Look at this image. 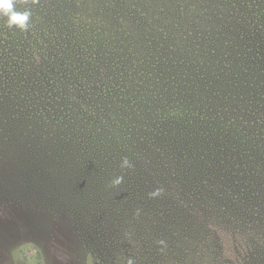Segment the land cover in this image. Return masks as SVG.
<instances>
[{
	"label": "rangeland",
	"instance_id": "rangeland-1",
	"mask_svg": "<svg viewBox=\"0 0 264 264\" xmlns=\"http://www.w3.org/2000/svg\"><path fill=\"white\" fill-rule=\"evenodd\" d=\"M56 1L13 3L15 11H29V21L37 27L45 24V13ZM77 1L63 0V4H74L76 9L81 7ZM195 1L83 2L82 13L95 26L102 13L117 18L118 23H114L119 26L122 19L128 22L126 41L132 47H124L145 66L146 73L151 71L147 56L156 54L151 46H175L170 57L175 74L169 71L171 79L166 82L173 92L170 95L202 107L212 117V124L205 125L199 119L202 126L196 121L188 122L187 128L180 123L173 126L189 130L194 140H179L189 145L175 160L181 166H164L167 158L160 156L159 151L164 150L159 143L157 168L163 172L158 177L153 172L141 173L139 160H129L124 150L117 158L112 146L109 154L106 142L96 148L106 173L102 177L89 170L92 157L86 141L84 145L78 135L73 138V131L62 126L64 121H59L58 115L64 112L70 118L76 115L71 109L78 108L89 114L86 119L91 122L90 116L107 104L105 95L98 93L96 85L88 93L85 84L80 89L82 98L69 94L60 100L61 92L50 82L57 93L53 96L58 105L53 104L40 92L41 82L35 80L44 78V60L36 55L37 59H30V52L18 42L23 38L16 42L7 39V16L0 14V264H264V172L260 174L249 158V131L226 124L236 118V112L215 89L218 70L215 72L212 58L203 66L188 62L191 51L198 48L202 54L207 52L198 46L201 40L197 33L205 30L193 26L192 18L185 20V25L178 22L197 9L196 13L202 14V2L197 0L196 7ZM178 4L194 8L184 14ZM106 7L109 10L102 11ZM223 14H236L234 23L217 9L211 33L225 37L223 45L236 71L243 67L244 76L264 82V24L245 40L238 34L247 28L242 13ZM131 27L137 31L138 42ZM110 57V62L116 61L112 52ZM124 62L126 68L135 67L131 58ZM153 64L156 66V59ZM136 71L140 74L131 77V82L151 78L138 66ZM224 79L234 80L230 75ZM174 154L178 157L176 151ZM191 156L194 162H190ZM124 158L130 167H122ZM118 177L123 180L116 185L113 181ZM49 212L52 222L46 219ZM80 247L84 259L76 252Z\"/></svg>",
	"mask_w": 264,
	"mask_h": 264
},
{
	"label": "trees",
	"instance_id": "trees-1",
	"mask_svg": "<svg viewBox=\"0 0 264 264\" xmlns=\"http://www.w3.org/2000/svg\"><path fill=\"white\" fill-rule=\"evenodd\" d=\"M84 1L86 0L82 2L78 0L81 7L75 9L74 4L66 6L63 4V0H57L55 6L45 13L47 17L43 18L44 25L39 24L34 27L32 21H29L25 34L19 27L7 26L9 33L7 39L11 38L16 42L19 37L23 38L18 42L23 43L26 52H30V59L40 57L44 60L41 65L45 71L44 78L39 77V80L37 78L35 80L41 82L40 92L53 104L58 105L53 96L57 93L51 87L50 82L59 90L58 93L61 92L60 100H64V97L69 98V94L82 98L83 93L80 89L85 84H87L88 93L96 85L95 89L98 93L105 95L108 105L102 106L97 114L90 116L91 122L86 119L89 114H84L78 108L71 109L72 112L76 111V115H72L70 118L64 112L58 115V120L64 121L62 126L67 125L68 129L73 131V138L78 135L83 144L86 141L92 160L91 163L86 161L84 164L89 162L87 166L93 174H102L103 177L106 173L96 154V148L100 142L107 143L108 153L112 146L115 148L114 157L118 158L124 150L129 160L131 157L138 159L140 171L146 175L153 172V175L157 174L158 177V173L163 172L157 168L159 165L157 150L159 143L164 150L159 151L160 156L167 158L164 166H171V164L181 166L182 164L175 160L183 156L184 150L189 149V145L182 144L179 140H194V134L184 128H187L188 122L191 121H196L202 126L199 119L203 120L205 125L212 124V117L202 107L196 108L194 105L178 101L177 97L170 95L173 92H170V84H166V82L171 79L169 71L175 74L172 69L175 70V65L170 61V57H173L175 53V46L170 47L169 43L166 48H162L160 44L155 47L151 46L154 49L152 52L156 54L147 56L148 60H151V71L146 73L145 66L124 47V45L132 47L129 41H126L128 22L122 19L123 25L119 26L116 24L118 23L117 18H111L107 15L108 13H102L97 17L99 23L97 22V26H95L87 22L82 13ZM200 1L202 2L200 4L202 14L196 13L197 9L189 18H183L184 21L178 20L185 25V20L190 22V18H192L193 26L199 31L205 30V33L197 34L201 40L198 46L207 50L206 54H202L198 48L193 52L190 50L193 60L190 58L188 62L203 66V64L207 65V62L212 58V62L216 66L215 72L218 70L216 81L213 80L215 89L232 104V109L236 112V118L227 121L226 124L229 128L237 126L241 129L240 131H249L246 133L247 135L245 134L252 137L249 158L254 161L255 167L261 174L262 170L264 172V82L256 77L251 80L244 76L245 69L243 67L242 70L236 71L235 66L231 63L233 59L223 45L226 44L225 37L220 33H211V30L214 26L212 20L217 9H221L222 15L233 23L236 14L225 16L223 12L242 13L247 28L239 30L238 34L246 40L248 36L253 35L258 25L264 24V0ZM235 1H238L239 4L236 3L237 5L232 6ZM198 2L195 1L196 7ZM105 5L103 4V6ZM188 7L178 4V10L184 14L194 8L192 5L190 9ZM106 8L102 11L109 10V7ZM3 30L7 29L3 28ZM131 32L138 42L137 31L132 28ZM209 37H212V40L208 42ZM162 39L164 40L165 37ZM261 51L263 52L262 49ZM111 52L115 62L109 60ZM128 58L136 61L132 64L135 67L126 68L124 61ZM155 59L156 66L153 64ZM15 61L19 62L17 59ZM136 66L140 71H143L144 76H151V78L146 82L138 80L131 82V77H137L140 74L136 71ZM223 66L229 69V74L226 73L227 70ZM202 71L204 74L205 69L203 68ZM122 73H124V77L121 76ZM229 75L234 80L224 79ZM214 94L216 95V93ZM74 118L75 120H73ZM179 123L184 128L179 125L177 128H173L175 124ZM202 133L203 131L199 132L200 135ZM166 137L168 140L163 139ZM175 151L178 153V157L175 156ZM87 159L88 155H86ZM189 160L194 162L192 156L189 157ZM262 179L264 181V178ZM96 181L99 180L96 179ZM175 182L173 181V183ZM46 216H48L46 217L48 222H52L51 212L49 215L46 213ZM47 239L49 240L48 237ZM76 252L83 259L86 258L81 247Z\"/></svg>",
	"mask_w": 264,
	"mask_h": 264
},
{
	"label": "clouds",
	"instance_id": "clouds-1",
	"mask_svg": "<svg viewBox=\"0 0 264 264\" xmlns=\"http://www.w3.org/2000/svg\"><path fill=\"white\" fill-rule=\"evenodd\" d=\"M0 14L7 16V23L11 26H16L21 29H25L28 26L31 13L29 11L17 12L14 10L13 0H0ZM130 162L127 158H124L122 167H130ZM123 177L114 179L113 183L118 185L122 182ZM158 193H153L156 195ZM131 264V262H130Z\"/></svg>",
	"mask_w": 264,
	"mask_h": 264
}]
</instances>
